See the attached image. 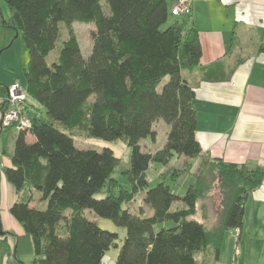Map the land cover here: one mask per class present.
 <instances>
[{"label": "trees", "instance_id": "trees-1", "mask_svg": "<svg viewBox=\"0 0 264 264\" xmlns=\"http://www.w3.org/2000/svg\"><path fill=\"white\" fill-rule=\"evenodd\" d=\"M2 1L9 14L4 19L0 8V25L22 32L28 52L23 75L30 124L4 128L16 133L2 173L19 194L9 214L31 239L32 263L102 264L119 235L89 219L85 209L125 228L113 264H203L206 254L216 260L227 230L241 228L246 196L262 182L264 169L202 155L195 136V90L183 77V71L200 68L191 10L174 15L173 0ZM74 22L93 25L86 56ZM258 50L264 53V46ZM8 88L0 81L1 113ZM159 119L169 125L164 142L142 151L139 140L155 141L153 125ZM79 132L124 141L131 148L128 163L120 164L106 146L78 147L74 135ZM181 156L198 158L183 194L173 192L161 172L149 187L150 162L164 166ZM117 168L128 188L112 177ZM215 172L224 207L218 222L206 227L192 215ZM103 188V197H96ZM138 192L150 209L147 215L142 206L133 211L128 205ZM40 199L45 208L36 206ZM1 237L3 254L8 245Z\"/></svg>", "mask_w": 264, "mask_h": 264}, {"label": "crops", "instance_id": "crops-1", "mask_svg": "<svg viewBox=\"0 0 264 264\" xmlns=\"http://www.w3.org/2000/svg\"><path fill=\"white\" fill-rule=\"evenodd\" d=\"M191 1L200 68L183 71V77L195 90L202 155L264 169V53L258 50L264 46V0ZM0 36L5 42L11 32ZM15 133L0 130V227L6 232L0 237L8 245L0 264H33L31 239L9 214L19 194L2 173ZM246 197L237 238L227 230L218 258L206 254L203 264H264V178Z\"/></svg>", "mask_w": 264, "mask_h": 264}, {"label": "rangeland", "instance_id": "rangeland-1", "mask_svg": "<svg viewBox=\"0 0 264 264\" xmlns=\"http://www.w3.org/2000/svg\"><path fill=\"white\" fill-rule=\"evenodd\" d=\"M190 1L189 11L183 12V14L190 13L192 1ZM0 8L2 10L3 18L6 19L9 14V9L7 8V5L4 1L0 0ZM182 14V15H183ZM173 16L168 19V23H171L173 21ZM73 31L76 35V39H78L80 48L82 50V54L86 56V54L89 53L90 44H91V31L94 29L92 24L89 23H80V22H74L72 24ZM11 32V37L9 41V45L4 48L0 49V81H3L5 83H9L8 86L10 88L12 83H16L18 86H20L21 91L23 90L25 93V87L23 86L24 82V75H23V67L26 66V62L28 60V52L26 51L25 42H23L22 38V32H19L17 36L15 37V34L13 33L11 28H5L0 25V35L5 33ZM66 33L63 29L60 39H64ZM2 36H0V46L4 45L5 42H3ZM61 43V40L57 42V46ZM56 53V51L54 50ZM50 57V56H49ZM7 99V97H6ZM25 113V115L28 117V114L26 113V108H23L22 114ZM2 114V113H1ZM15 121L12 122L10 125L3 126L1 125V116H0V128L3 127L2 130L6 127H15ZM169 128L168 123H164L162 119H159L155 121L153 125V129L155 130V141H152V138L150 136H146L145 138H142L139 140L138 144L141 147L142 151H154L156 148L160 147L162 143L165 140L166 137V131ZM75 143L78 147L81 148H95V149H101V147L106 146L113 150V153L115 156L120 158V164L124 165L127 164L129 161V155L131 148L128 147L124 141H121L120 139H113L112 141L105 140L103 138H97V137H88L85 136L82 133H78L74 135ZM182 157V156H181ZM176 158L173 157L167 165H161L159 162H150L147 166L146 170V178L148 179L149 187L154 186L158 182V175L161 172L164 178L167 179L168 184H170V189H172L173 192H175L178 195H181L185 192L186 186L189 185L193 181V174L191 173L193 169L195 168V165L197 164V161L194 162L197 158ZM171 165V166H169ZM121 168V167H120ZM117 168L112 173V177L117 180L122 187L128 188V182L125 179L123 175H121V169ZM179 172V176H175V174ZM174 176L177 178L175 179ZM221 186V177L218 175L217 172H215L212 175L211 182H210V190L207 191L202 197H199L196 202V212L194 215H192L193 218L197 219L198 221L204 223L206 227H212L218 222V219L220 217V214L223 210V203H222V187ZM105 189L99 191L96 194V197H103V195L106 193L104 191ZM36 197H38V193L35 194ZM142 192L136 193L135 198L128 203L129 207L136 211L139 206H142V212L144 214L150 213V209L143 205L141 201ZM46 202L45 200H38L37 201V207L39 208H45ZM181 202H176L172 205V207L175 206H181ZM85 215L91 219L95 220L96 223L103 229H107L109 231L117 232L119 235L118 239H116L117 247L110 246L109 249L106 250L104 259L102 264H109L111 259L116 258V254L118 252V247L121 244L123 238L125 237V228L119 225L113 224V222L108 218H102L92 212L89 209L84 210ZM191 217V218H192ZM3 230H1L2 232ZM0 232V235H1ZM5 232V231H3ZM240 230L239 229H232L231 236L234 238H237ZM6 233V232H5Z\"/></svg>", "mask_w": 264, "mask_h": 264}, {"label": "built area", "instance_id": "built-area-1", "mask_svg": "<svg viewBox=\"0 0 264 264\" xmlns=\"http://www.w3.org/2000/svg\"><path fill=\"white\" fill-rule=\"evenodd\" d=\"M172 2L170 12L174 15L189 11V0H173ZM6 97L5 110L1 114V125L7 126L15 121L16 129H24L30 124V118L25 113L22 114L26 98L24 91H21L16 83H12Z\"/></svg>", "mask_w": 264, "mask_h": 264}, {"label": "water", "instance_id": "water-1", "mask_svg": "<svg viewBox=\"0 0 264 264\" xmlns=\"http://www.w3.org/2000/svg\"><path fill=\"white\" fill-rule=\"evenodd\" d=\"M17 36V34H15V37Z\"/></svg>", "mask_w": 264, "mask_h": 264}]
</instances>
